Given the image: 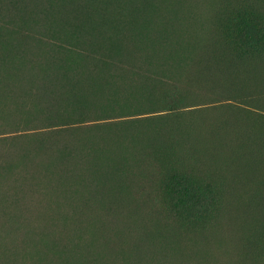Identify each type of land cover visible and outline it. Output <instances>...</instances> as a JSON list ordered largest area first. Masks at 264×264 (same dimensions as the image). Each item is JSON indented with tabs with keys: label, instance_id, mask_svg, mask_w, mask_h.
I'll list each match as a JSON object with an SVG mask.
<instances>
[{
	"label": "rangeland",
	"instance_id": "374dc122",
	"mask_svg": "<svg viewBox=\"0 0 264 264\" xmlns=\"http://www.w3.org/2000/svg\"><path fill=\"white\" fill-rule=\"evenodd\" d=\"M220 143L261 194L264 0H0V264H264ZM190 182L204 223L171 209Z\"/></svg>",
	"mask_w": 264,
	"mask_h": 264
},
{
	"label": "bare ground",
	"instance_id": "6f19581e",
	"mask_svg": "<svg viewBox=\"0 0 264 264\" xmlns=\"http://www.w3.org/2000/svg\"><path fill=\"white\" fill-rule=\"evenodd\" d=\"M204 38H205V35H204ZM205 49H208V44L206 42L204 43V50ZM212 146L213 145L209 146V143H208L207 147L203 148V149L212 150V148H213ZM214 149H215V152L218 153L217 163L220 167L219 173H220V176L223 178V180L224 181L226 180L228 182H235V183H238L239 185L243 186L242 191L236 193V195L233 199V202L231 204L234 214H233V218H232L230 224L228 225V227L226 229V235L229 236L228 238L231 241H234L237 243H240L242 240H243L242 242L247 241L251 237L257 235L256 231H257L258 225L253 221L250 208L251 207H257L261 210H264V188H262L264 186L263 185L264 183L261 185L262 187H259V191H261V189L263 190V192L261 194L255 193V192H254V194L252 192L250 193L248 191L249 189L247 190L246 188H248L247 184H249L248 181L251 180L250 179L251 177L246 178V175H245L246 168L242 167L238 163L232 161V159L230 157L231 150L229 149V147L225 146V144H223V143H220V144L214 145ZM254 177H256V176H254ZM259 180L260 179L256 180L257 183L258 182L260 183ZM261 180H264V179L261 178ZM251 182H252V180H251ZM257 183H254V186ZM256 188H255V190H256ZM244 189H246L247 192H249L252 195H249V194L247 195L246 190H245L246 193L243 191ZM253 190H254V188L252 186L251 191H253ZM259 191H257V192H259ZM262 219H263V222L261 223V227L264 228V216L262 217ZM218 243L221 244V243H223V241L219 240Z\"/></svg>",
	"mask_w": 264,
	"mask_h": 264
},
{
	"label": "trees",
	"instance_id": "16d2710c",
	"mask_svg": "<svg viewBox=\"0 0 264 264\" xmlns=\"http://www.w3.org/2000/svg\"><path fill=\"white\" fill-rule=\"evenodd\" d=\"M242 22L245 23L244 27L247 29L253 27L257 30L258 34L260 33L261 22L258 18L248 16L247 18H244ZM181 184L182 183L176 185L175 193L172 195L173 200L176 201L174 207L171 208L172 211L176 212L181 209L183 213L192 212L195 220L201 219L199 222L204 223V221L220 207L221 200H219V202L215 200V191H213V188H207L208 190L204 192L202 188L195 185L193 182H190L189 186H184L182 189L179 188ZM179 201H182V207H178L177 203Z\"/></svg>",
	"mask_w": 264,
	"mask_h": 264
}]
</instances>
